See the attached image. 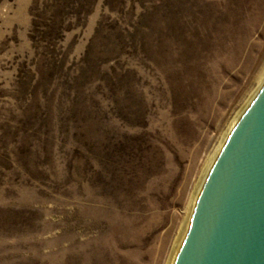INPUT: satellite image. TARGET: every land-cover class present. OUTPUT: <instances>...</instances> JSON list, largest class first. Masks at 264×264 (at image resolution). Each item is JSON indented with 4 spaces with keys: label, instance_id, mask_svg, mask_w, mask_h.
<instances>
[{
    "label": "rangeland",
    "instance_id": "rangeland-1",
    "mask_svg": "<svg viewBox=\"0 0 264 264\" xmlns=\"http://www.w3.org/2000/svg\"><path fill=\"white\" fill-rule=\"evenodd\" d=\"M138 1L121 16L100 0L50 47L34 29L45 0H0V155L12 164L0 168V264H168L207 161L263 71L264 0H161L165 19L108 66L126 72L123 93L111 104L93 92L106 116L93 155L69 167V149L56 151L43 181L14 155L24 109L65 103L50 65L74 74L100 24L126 26L158 0Z\"/></svg>",
    "mask_w": 264,
    "mask_h": 264
},
{
    "label": "trees",
    "instance_id": "trees-1",
    "mask_svg": "<svg viewBox=\"0 0 264 264\" xmlns=\"http://www.w3.org/2000/svg\"><path fill=\"white\" fill-rule=\"evenodd\" d=\"M99 1L45 0L43 11L36 15V34L40 35L43 42L54 47L66 34L83 26L82 22L93 13ZM106 1L111 12L127 15L125 7L128 0ZM129 2L139 3L138 0ZM146 5L137 17H124L126 26L122 25L123 21L100 24L74 74H68L67 63L64 61L50 65L47 73L49 78L55 72L62 77L59 88L61 87L65 103L53 105L51 99L42 108L37 106L32 112L26 108L22 112L24 115L19 125L24 139L17 143L14 155L17 167L29 179L43 181L46 178L42 168L47 167L56 151L62 153L69 149V167L79 158H83L82 151L93 155L97 147L95 137L100 132L99 126L106 121L104 111L93 92L103 91L109 103L116 102L120 93H123L127 75L126 72L117 74L108 66L127 57L134 47L140 49L153 25L160 23L167 15L166 8L161 6V0ZM87 92L91 95H87ZM5 133L4 130L3 137L6 136ZM5 149L0 155V168L8 170L12 164L9 163L10 158Z\"/></svg>",
    "mask_w": 264,
    "mask_h": 264
},
{
    "label": "water",
    "instance_id": "water-1",
    "mask_svg": "<svg viewBox=\"0 0 264 264\" xmlns=\"http://www.w3.org/2000/svg\"><path fill=\"white\" fill-rule=\"evenodd\" d=\"M174 264H264V86L206 178Z\"/></svg>",
    "mask_w": 264,
    "mask_h": 264
},
{
    "label": "bare ground",
    "instance_id": "bare-ground-1",
    "mask_svg": "<svg viewBox=\"0 0 264 264\" xmlns=\"http://www.w3.org/2000/svg\"><path fill=\"white\" fill-rule=\"evenodd\" d=\"M263 86H264V68H263V71H262V73H261V75L259 77L256 89L253 91V93L251 94L250 98L246 102L247 106H244L242 108V110L238 113V115L235 117V119L232 121V123L230 124V126L228 128V131L223 136L222 141L217 146V148L215 149V151L212 154V156L210 157V159L207 161L206 167L203 170L204 172L202 173V177L200 178V180H199V182L197 184V187L195 188V191L193 193L192 199H191L190 210L188 212V215L190 214V217L189 216L187 217L189 220H188V222H185L184 226H182V228H181L180 233L178 234V237H177V239L175 241L174 248H173V251L171 253L170 259L168 261V264H174V262H175V259H176L177 253L179 251V248H180V246H181V244L183 242V239H184V237H185V235H186V233H187V231L189 229V226H190V223H191V219H192V215H193V211H194V209L196 207L198 196H199V193H200L201 188L203 186V183L205 182L206 178L208 177V175H209V173H210L215 161L217 160V158H218L219 154L221 153L222 149L224 148V146H225V144H226L231 132L233 131L234 127L236 126V124L240 120V118L243 115V113L245 112V110L254 101L255 97L261 91Z\"/></svg>",
    "mask_w": 264,
    "mask_h": 264
}]
</instances>
